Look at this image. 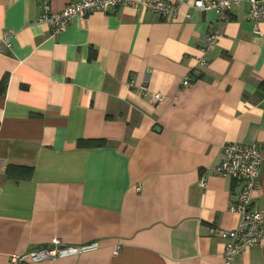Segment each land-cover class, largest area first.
I'll return each instance as SVG.
<instances>
[{
	"label": "crops",
	"instance_id": "obj_1",
	"mask_svg": "<svg viewBox=\"0 0 264 264\" xmlns=\"http://www.w3.org/2000/svg\"><path fill=\"white\" fill-rule=\"evenodd\" d=\"M74 1L0 0V264L53 238L76 252L31 264H221L218 232L240 220L228 209L239 184L209 170L223 145L262 146L251 207L264 214V21L246 20L245 5L220 22L136 4L57 35L38 22L43 4ZM210 31L220 35L204 54ZM232 264H264V242Z\"/></svg>",
	"mask_w": 264,
	"mask_h": 264
},
{
	"label": "built area",
	"instance_id": "obj_2",
	"mask_svg": "<svg viewBox=\"0 0 264 264\" xmlns=\"http://www.w3.org/2000/svg\"><path fill=\"white\" fill-rule=\"evenodd\" d=\"M141 6L159 15L161 18L169 19L175 15L181 5L198 11H213L220 22H227L232 18L233 8L245 5V19L257 26L264 21V5L262 0H175L166 2L163 0H145L136 3L133 0H77L68 3L60 12H52L48 4L41 6L39 23L47 24L52 35L63 32L74 18H85L94 12L107 13L123 5ZM257 32L256 27H254ZM10 33H4L2 42L6 48L11 45L7 41ZM218 31H210L206 34L205 44L202 52H209L215 45L219 36ZM206 58L199 59V64L204 65ZM184 86L188 80H184ZM143 94H149L147 82L140 85ZM150 100L155 105H160L164 97L160 93H150ZM221 159L209 170L213 176L228 178L240 186V190L234 201L229 204V211L239 215L240 220L234 230H222L218 232L219 237L224 240V252L221 264H232L236 255L244 249L254 247L264 242V214L252 209V192L258 187L257 178L263 164L262 146L256 143H230L222 146ZM204 186L205 183L201 182ZM76 252L74 249L61 246L59 238H53L51 245L45 248L32 250L28 253L12 255L11 262L14 264H31L53 259L57 256H65Z\"/></svg>",
	"mask_w": 264,
	"mask_h": 264
},
{
	"label": "trees",
	"instance_id": "obj_3",
	"mask_svg": "<svg viewBox=\"0 0 264 264\" xmlns=\"http://www.w3.org/2000/svg\"><path fill=\"white\" fill-rule=\"evenodd\" d=\"M104 145L102 141H80L78 142L79 148L84 147H99ZM7 177H14L15 179H29L32 176V168L19 167V166H8L6 169Z\"/></svg>",
	"mask_w": 264,
	"mask_h": 264
}]
</instances>
